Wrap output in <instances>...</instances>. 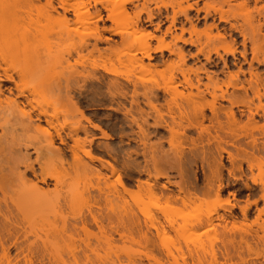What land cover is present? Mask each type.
Here are the masks:
<instances>
[{
	"label": "bare ground",
	"instance_id": "6f19581e",
	"mask_svg": "<svg viewBox=\"0 0 264 264\" xmlns=\"http://www.w3.org/2000/svg\"><path fill=\"white\" fill-rule=\"evenodd\" d=\"M143 1L138 9L139 0H0V79L13 85L7 88L11 98H2L0 83V109L5 114L0 129L17 113L19 124L39 136L20 144L26 151L32 149L36 158L31 162L30 154L23 156L26 170L16 188L9 193L1 190L0 202H12L31 230L49 224V219L56 223L61 218L65 225L63 210L70 209L68 240L78 238L84 244L87 261L92 259L89 251L101 262L122 264L126 251L113 244L130 242L159 254L148 255L149 264H164L163 257H172L177 264L175 254L161 240L176 230L175 222L156 221L146 212V202H163V213L211 197L231 202L222 197L232 182L238 188L229 195L235 202H246L240 207L244 220L255 208L256 227L237 232L223 216L222 228L230 240L239 237V250L247 251L249 259L263 264L264 0H209L203 7L198 0ZM150 2L154 8L148 6ZM225 6L247 10L242 23L237 17L232 22ZM202 20L205 29L200 31ZM146 26H153V31ZM141 31L143 42L134 38ZM186 33L190 38H185ZM200 33L206 36L205 42ZM188 46L195 47L196 53H189ZM236 53L244 63L231 69L225 56ZM90 58L97 60L88 63ZM190 59L199 65L189 66ZM216 59L228 69L223 78L214 71ZM158 68L170 76L161 81L142 78ZM88 86L95 88L99 110L107 108L102 103L107 102L116 105L108 109L123 116L118 119L114 114L110 119L118 127L119 144L96 146L103 155L94 151L95 137L89 127L106 139L114 140V135L95 123L90 109L82 106ZM221 101L229 106L223 107ZM63 107H70L78 119L59 123ZM150 130L160 134L157 143H150ZM178 138L184 145L172 149ZM164 143L171 149L163 151ZM95 162L98 167L90 165ZM199 162L202 179L194 170ZM171 170L180 181H171ZM72 174L92 175L95 181L65 197L61 192L64 177ZM260 202L263 207L258 210ZM84 206L86 212H82ZM215 219L199 218L193 227L213 230L221 225ZM100 250L103 255L98 254ZM178 256L188 264L183 252ZM210 256L207 264H217L213 248ZM233 258L224 253L218 264H232ZM72 259L80 257L73 253ZM192 262L204 264L200 255Z\"/></svg>",
	"mask_w": 264,
	"mask_h": 264
},
{
	"label": "rangeland",
	"instance_id": "374dc122",
	"mask_svg": "<svg viewBox=\"0 0 264 264\" xmlns=\"http://www.w3.org/2000/svg\"><path fill=\"white\" fill-rule=\"evenodd\" d=\"M194 1L195 0H190V3H193ZM198 1L200 7H203L205 3L209 2V0ZM143 2V0H139L137 3L138 9L142 8ZM148 6L150 8L155 7L154 3L151 2L148 4ZM225 11L228 13V16L232 22L234 20L233 18L237 17L239 23H242L243 17L246 15L247 10L236 7L230 9L229 7L225 6ZM169 12L171 13V9H169ZM194 14L195 12L191 13V15ZM203 15L204 13L202 12L200 17ZM210 22L211 21L208 23ZM108 25H110V23H108ZM167 25L168 24H165L163 29H165ZM221 26L224 28H229L228 23H222ZM55 27L57 28L61 26L55 25ZM185 27L189 28V24H187ZM146 29L153 31L154 27L146 26ZM198 29L200 31L205 29L203 20L198 26ZM213 33H216V31L213 30ZM143 34L144 31H141L140 33L135 34L134 38H138L143 42ZM156 34L159 35L158 33ZM107 36L110 37L109 35ZM192 37L193 39H197L196 36ZM200 37L202 42L206 41V36L203 33H200ZM185 38H190V35L186 33ZM113 39L117 40V37H114ZM241 40L242 39L239 38V41ZM152 42L155 44L156 41L153 40ZM178 45L183 46L182 43H178ZM186 48L189 50V53H196L195 47L188 46ZM240 49L242 48L240 47ZM201 59L202 62H205L202 57L200 60ZM225 59L231 69H237L240 64L244 63V60L239 53H236L235 57L232 55H226ZM248 59H251L250 54ZM95 60L97 59L90 58L88 59V63H91ZM216 63L217 67L214 68V71H218L220 73V77L223 78V74L228 69L224 67L223 61L216 59ZM188 65L195 67V65H199V62H197V60L190 59ZM247 68L248 66L244 64V69ZM169 76L170 72L165 71L163 68H158L152 72L142 75V78L152 81H161ZM0 83L4 85L2 87V98H11L7 88H12L13 85L1 79ZM94 91L95 88L88 86L86 91L83 93V96H86V98L81 100V102L82 106L90 109L89 114L92 115L93 121L99 124L107 133L114 135V140L106 139L102 136V133L99 130H94L89 127L91 133L95 137V145L93 146L94 151L97 154L103 155V151L97 150V145L102 146L105 143H110L112 145L119 144L120 139L118 137V127L115 128L113 121L110 120L112 115L114 116L115 112L111 109H108L110 107H116V105L102 102L104 103V107L107 108L99 110L96 106V104H98L96 102V97L93 95ZM101 91L103 92L104 98L107 97V94L105 93V87H102ZM220 104L223 107L229 106L227 101H221ZM257 104L258 102L255 101L254 105ZM254 105H252V107H254ZM239 110H243V107H240ZM244 114H247L246 110H244ZM4 115V112L0 109V123L3 122L1 118ZM207 115H210V113L207 112ZM59 116V123H63L64 121L69 123L78 119V116L72 113V109L70 107L61 108ZM115 117L118 119L123 118L121 114H115ZM9 118L10 123L6 125L3 131L0 129V197H2L1 190L9 193L18 186L19 175L23 174L26 170L25 164L23 163L25 161L23 156L25 154H30L31 162H33L36 158V155L33 153L32 149H28V151H26L20 144L24 142V140H28L30 137L39 138V136H36L37 134L34 131H27L19 124L20 116L17 113H15L14 116H9ZM243 121H246V116L243 117ZM260 121L263 122L264 120ZM206 124L208 125L207 122ZM150 132V143H157L161 137L160 134L153 130H150ZM167 136V134H164V137ZM180 145L183 146L184 141L178 138L174 140L172 149H179ZM189 147L191 146L189 143H187V148ZM169 149H171L170 146L167 143H164L162 150L167 151ZM186 151H188V149H186ZM223 159L226 168H229L230 163L227 161V154L223 155ZM90 165L94 167L99 166L97 162L93 164L90 163ZM35 169L37 172H39V166L37 164L35 165ZM202 169V164L200 162L198 163V166L194 168V170H196L199 174L200 179L203 178ZM225 173L227 177V172L225 171ZM169 174L171 175V181H180V178L177 176V172L175 170H171ZM64 180L65 184L63 185L61 192L63 196L67 197L77 194L84 185L94 183L95 178L92 175L83 176L81 174H72L71 177H64ZM164 182L165 180L160 181V183ZM231 183L232 182H230L228 188L225 189L224 196L222 197L223 199L229 197L231 202H224L223 200L217 201L214 197H211L202 202H195L186 208L178 206L177 208L168 209L165 213L161 212L160 210V207L163 209L165 206L163 202H146V212L152 215L156 221L163 222L168 219L175 222L176 230L168 231L166 234L161 236V240L163 245L175 254V257L177 258V264H183L182 257L178 256L179 252L184 253V258L188 264H192V259H195L197 255L201 256L204 264H207V262L211 260V248L214 249L218 257L217 264L224 260V253H229L230 255L234 256L232 264H260L259 261L249 259L247 251L245 253V250H239L238 236L235 237V239L230 240L222 228L225 224L224 221L221 220L223 216L225 218L227 217L228 221L226 224L229 228H233L234 231L238 232L240 229L249 225H252L253 228L256 227L253 225L255 215L257 214L255 208L251 210L252 214L250 218L248 220H244L240 212V207L244 206L246 202H235L233 197L229 195V193L235 191L238 188L237 185L232 186ZM50 187H52V185H50ZM262 207V202H260L258 210ZM70 212L71 211L68 208L63 210V214L67 217L68 221L65 225L63 224L61 218H56V223H50L49 219V224H44V226H38L31 230L28 225L22 221L20 213L17 211L12 202H0V264H109L94 259L95 255L89 251L86 253L92 259L89 261L85 260L83 257L84 244L78 238H75V241L73 242L68 240L69 230L67 229H70V224L72 223V213ZM82 212H86V206L83 207ZM206 216H212L213 218H216L214 223H221V225L217 224V227L213 230L208 228L193 227L197 219L205 218ZM217 217H220V219H217ZM261 218L264 220V213ZM51 220H53V218H51ZM25 230L27 232H25ZM94 231H96V229H94ZM81 236L84 238V235ZM89 241L91 244L95 243L92 238H90ZM113 245L116 247V249L124 248L126 251V256H124L122 259V264H149L147 259L148 255L150 256V254H154L159 256L156 251L145 249L142 246L132 244L130 242L125 244L118 242ZM251 245L253 248H257L258 250L262 249V246L260 245L256 246L254 243H251ZM240 251L244 253V255L241 257L238 256V252L240 253ZM73 253L78 255L80 259L74 261L72 259ZM4 254L5 256L3 257ZM98 254L103 255L104 251L100 250ZM162 261L164 264H176L175 259L172 257L168 259L163 257Z\"/></svg>",
	"mask_w": 264,
	"mask_h": 264
}]
</instances>
